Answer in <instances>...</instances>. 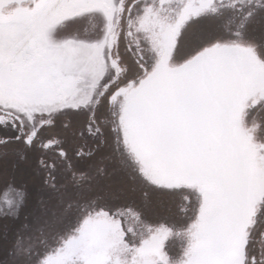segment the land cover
Segmentation results:
<instances>
[{
  "label": "snow or ice",
  "instance_id": "obj_1",
  "mask_svg": "<svg viewBox=\"0 0 264 264\" xmlns=\"http://www.w3.org/2000/svg\"><path fill=\"white\" fill-rule=\"evenodd\" d=\"M69 115L98 164L48 135ZM0 132L58 149L0 264H264V0H0Z\"/></svg>",
  "mask_w": 264,
  "mask_h": 264
},
{
  "label": "flooded vegetation",
  "instance_id": "obj_2",
  "mask_svg": "<svg viewBox=\"0 0 264 264\" xmlns=\"http://www.w3.org/2000/svg\"><path fill=\"white\" fill-rule=\"evenodd\" d=\"M83 127L82 117L69 115L58 120L48 135L67 141L66 148H69L73 163H76L78 158L74 156L72 150L82 149L85 156L79 159V166L87 168L90 164L99 163L101 153H97L92 160L87 158L89 151H95V144L86 132L81 137ZM2 135L0 132V136ZM57 156L58 149L44 150L39 146L35 149H25L19 144L12 145L6 156H0V189L5 182L15 183L23 187L27 193V200L16 218L0 219V258L5 256L8 246L21 226L30 224L34 216L48 203L49 189L44 183L48 179V174L43 169L42 161L51 164ZM103 167L107 173H111L104 182L110 183L114 189L119 188L123 183V177L118 172L113 173V169L116 168L115 161H104ZM153 210L163 217L167 214L168 207L164 203H158L154 205Z\"/></svg>",
  "mask_w": 264,
  "mask_h": 264
},
{
  "label": "rangeland",
  "instance_id": "obj_3",
  "mask_svg": "<svg viewBox=\"0 0 264 264\" xmlns=\"http://www.w3.org/2000/svg\"><path fill=\"white\" fill-rule=\"evenodd\" d=\"M48 198H49V193H48ZM49 200V199H48Z\"/></svg>",
  "mask_w": 264,
  "mask_h": 264
}]
</instances>
